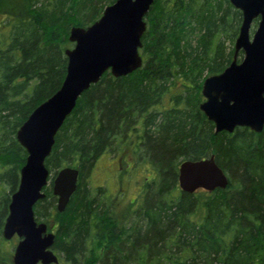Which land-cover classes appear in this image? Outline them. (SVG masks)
<instances>
[{"label": "trees", "instance_id": "trees-1", "mask_svg": "<svg viewBox=\"0 0 264 264\" xmlns=\"http://www.w3.org/2000/svg\"><path fill=\"white\" fill-rule=\"evenodd\" d=\"M113 1L0 7V264H12L2 227L27 154L16 131L61 85L70 27L89 25ZM241 19L230 0H153L141 66L119 77L105 71L77 98L45 158V196L34 205L36 220L55 233L56 264H264V128L215 133L199 107L204 78L233 58ZM210 154L228 185L181 191L180 161ZM102 156L122 166L117 177L133 176L139 186L123 209L120 193L92 183ZM65 165L78 179L59 212L52 179Z\"/></svg>", "mask_w": 264, "mask_h": 264}, {"label": "water", "instance_id": "water-1", "mask_svg": "<svg viewBox=\"0 0 264 264\" xmlns=\"http://www.w3.org/2000/svg\"><path fill=\"white\" fill-rule=\"evenodd\" d=\"M242 13L233 44V58L219 73L204 78L203 101L199 107L214 124V132H232L246 126L260 132L264 126V0H230ZM153 0H114L87 26L73 25L65 48L66 72L59 88L30 112L16 131V139L26 150L19 170L17 188L11 193L8 213L2 227L6 240L17 236L12 264H56L51 226L37 221L35 203L45 196L49 171L45 158L55 134L74 108L77 98L105 71L119 77L141 66L139 48L145 31V14ZM259 22L250 35L251 22ZM242 57L238 60V52ZM78 169L59 168L51 192L56 210L62 212L77 186ZM177 183L181 191H212L225 188L228 176L216 163L214 154L199 159H184L178 165Z\"/></svg>", "mask_w": 264, "mask_h": 264}, {"label": "rangeland", "instance_id": "rangeland-1", "mask_svg": "<svg viewBox=\"0 0 264 264\" xmlns=\"http://www.w3.org/2000/svg\"><path fill=\"white\" fill-rule=\"evenodd\" d=\"M9 3V0H0V7H3ZM256 26L255 24H251L250 27V35L254 32ZM72 46V45H71ZM242 54L238 58L241 59ZM119 162L116 159H113L112 157H106L102 156L97 160L95 168L91 171V180L93 184L97 183H104L105 187L107 189V193L110 195H115L120 193L121 197H119L118 202L116 203L117 208L119 207V210L122 208L123 204H127L128 201H132L135 197L136 192L139 189L138 184L134 181V179L131 177L126 178H119L116 176V171L122 168L118 167ZM132 175V174H131ZM138 174L136 173V176ZM51 176L53 177V172L50 174V180ZM119 205V206H118ZM123 209V208H122ZM18 238L17 236L12 237L10 240H4L2 247L4 248H10L11 250L14 248Z\"/></svg>", "mask_w": 264, "mask_h": 264}, {"label": "flooded vegetation", "instance_id": "flooded-vegetation-1", "mask_svg": "<svg viewBox=\"0 0 264 264\" xmlns=\"http://www.w3.org/2000/svg\"><path fill=\"white\" fill-rule=\"evenodd\" d=\"M242 14V13H241ZM242 20V19H241ZM258 22H259V17H255L253 20H252V22H251V24H255V26L257 27V25H258ZM263 128H264V126H263ZM250 129V128H249Z\"/></svg>", "mask_w": 264, "mask_h": 264}]
</instances>
